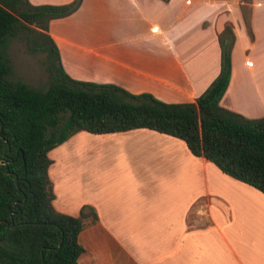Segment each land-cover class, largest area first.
<instances>
[{
    "label": "crops",
    "instance_id": "crops-1",
    "mask_svg": "<svg viewBox=\"0 0 264 264\" xmlns=\"http://www.w3.org/2000/svg\"><path fill=\"white\" fill-rule=\"evenodd\" d=\"M225 25L234 44L218 104L247 119L261 118L264 0H82L70 16L50 21L47 33L69 76L77 71L66 66L64 55L92 57L132 75L133 85H140L129 93L186 103L218 74L216 37ZM111 82L127 89L122 81ZM83 133L47 153L52 208L77 217L89 206L96 215L77 236L83 249L77 264H264V195L191 155L182 141L151 130L94 135L118 143L123 158L102 175L101 186L91 181L88 194L71 204L67 191L73 180L64 181L66 167H56L54 160L74 155L71 143L84 139Z\"/></svg>",
    "mask_w": 264,
    "mask_h": 264
},
{
    "label": "trees",
    "instance_id": "trees-1",
    "mask_svg": "<svg viewBox=\"0 0 264 264\" xmlns=\"http://www.w3.org/2000/svg\"><path fill=\"white\" fill-rule=\"evenodd\" d=\"M81 2L0 0V264H77L83 252L77 236L96 215L89 206H82L77 217L52 208L47 153L78 132L146 129L176 138L191 155L264 195V116L247 119L218 104L230 78V25L217 34L219 70L208 87L194 102L164 103L148 93L75 80L65 72L48 24L73 14ZM241 13L249 29L247 8ZM13 38L22 39L29 53L44 54V91L8 79L3 53Z\"/></svg>",
    "mask_w": 264,
    "mask_h": 264
},
{
    "label": "rangeland",
    "instance_id": "rangeland-1",
    "mask_svg": "<svg viewBox=\"0 0 264 264\" xmlns=\"http://www.w3.org/2000/svg\"><path fill=\"white\" fill-rule=\"evenodd\" d=\"M3 54L11 70L8 77L9 80L20 81L28 87L39 91L46 89L48 76L44 67V54L29 53L24 41L20 38L11 39L7 43ZM76 56L69 54L68 57L65 55L63 57L66 66L71 70L77 71V74H70L72 78L78 80L87 79L95 83H101V80H103L111 84H114L111 80L114 82L119 80L124 82L127 86L125 90L128 92L139 90L136 87L140 84L133 85L135 78L126 71L111 64H105L101 60L92 57L75 58ZM96 79L97 81H95ZM84 136L85 138L81 141L71 143V147L75 151L74 155L65 154V157H63L62 154L59 161L64 160L65 162L54 160L56 167H66L64 181L71 182L70 180H73L72 183L74 184L72 188L67 191L71 196H69L71 204L80 202V199L88 194L89 183L91 181L96 180L101 186L102 180L100 178L104 179L102 175L106 170L114 166L117 167L116 164L121 163L123 158L118 143L103 142L100 138H97L98 136L85 132L81 137ZM97 172L98 175L96 177ZM70 207L71 205L68 208L70 209Z\"/></svg>",
    "mask_w": 264,
    "mask_h": 264
}]
</instances>
